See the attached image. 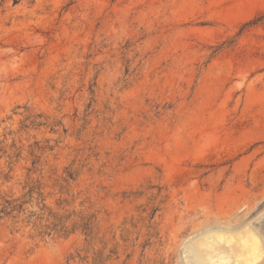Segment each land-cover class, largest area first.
Instances as JSON below:
<instances>
[{"label": "rangeland", "instance_id": "1", "mask_svg": "<svg viewBox=\"0 0 264 264\" xmlns=\"http://www.w3.org/2000/svg\"><path fill=\"white\" fill-rule=\"evenodd\" d=\"M6 197L0 264H264V0H0Z\"/></svg>", "mask_w": 264, "mask_h": 264}, {"label": "bare ground", "instance_id": "2", "mask_svg": "<svg viewBox=\"0 0 264 264\" xmlns=\"http://www.w3.org/2000/svg\"><path fill=\"white\" fill-rule=\"evenodd\" d=\"M250 230L237 236L217 234L214 240L201 241L200 245L204 246L202 248H205L212 264H259L262 262L261 259L258 261L262 255L259 254V240Z\"/></svg>", "mask_w": 264, "mask_h": 264}, {"label": "trees", "instance_id": "3", "mask_svg": "<svg viewBox=\"0 0 264 264\" xmlns=\"http://www.w3.org/2000/svg\"><path fill=\"white\" fill-rule=\"evenodd\" d=\"M26 202H20L19 198L6 197L3 202H0V219L4 217H17L18 214L22 213L24 204Z\"/></svg>", "mask_w": 264, "mask_h": 264}]
</instances>
